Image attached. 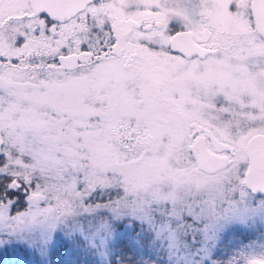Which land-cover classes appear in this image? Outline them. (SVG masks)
<instances>
[{
    "label": "snow or ice",
    "instance_id": "6c2138e0",
    "mask_svg": "<svg viewBox=\"0 0 264 264\" xmlns=\"http://www.w3.org/2000/svg\"><path fill=\"white\" fill-rule=\"evenodd\" d=\"M0 264H264V0H0Z\"/></svg>",
    "mask_w": 264,
    "mask_h": 264
}]
</instances>
